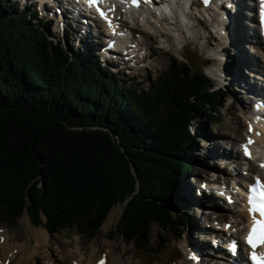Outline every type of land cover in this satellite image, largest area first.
Listing matches in <instances>:
<instances>
[{
    "label": "trees",
    "instance_id": "trees-1",
    "mask_svg": "<svg viewBox=\"0 0 264 264\" xmlns=\"http://www.w3.org/2000/svg\"><path fill=\"white\" fill-rule=\"evenodd\" d=\"M33 21L0 0V223L26 212L50 235H95L122 204L121 237L152 251L153 224L177 232L191 223L179 188L194 170L188 127L217 123L223 88L174 58L146 89L122 85L91 52Z\"/></svg>",
    "mask_w": 264,
    "mask_h": 264
},
{
    "label": "rangeland",
    "instance_id": "rangeland-1",
    "mask_svg": "<svg viewBox=\"0 0 264 264\" xmlns=\"http://www.w3.org/2000/svg\"><path fill=\"white\" fill-rule=\"evenodd\" d=\"M10 1L11 3L18 1L19 4L17 6L19 10H24L26 8L23 6L22 0ZM26 4L27 9L25 11L30 13L38 11L39 13L37 16L40 15V10H43L41 9L42 5L39 6L33 3V5L30 6L31 4L29 2H26ZM43 7L46 8V6ZM47 10L49 11L50 9ZM47 16L49 17L50 15ZM194 17L195 20H197V23H193V20L190 21L195 25V29L193 28L194 26L191 27L193 29H190V33H188L190 30L185 34L183 32L181 34L180 31L174 32L176 36L177 33H179L177 37L180 38V42H175V38L171 37L170 34H168L167 40L164 38L163 35L165 31L163 30L162 21H154L153 25L150 26L152 28L151 31L142 26L135 25L133 28L137 29V31L133 33L132 37L136 43H141L139 47L136 46L138 51L140 49L141 51L139 52L140 54L135 53L134 55L140 57L126 65L117 64L115 67L111 66L109 63L103 65V63L99 61L100 69H103L104 66L107 67L105 72H111L110 75L114 74L118 80H121V83H123L122 85H125L123 82V80H125L128 84H138L139 89H146L149 82H155L167 73L168 69L173 65L172 58H174L178 63L186 60L193 70L201 68L202 73L212 78L213 82H215L214 79H216V72L220 74L218 75L220 76L218 78H221L223 74H228V72L233 70V68L227 66L228 62L227 64L224 63L225 58L230 57L234 62V67L236 59L238 58V53L232 52L230 44L228 45L225 42L220 41L214 33V30L211 28L212 25L204 19L206 16L198 15L199 18H197L195 15ZM38 21L45 20L38 18L33 22L37 23ZM170 21L173 24V20ZM129 26H131V24ZM72 28L73 27H69L70 30ZM177 29L182 31V29ZM140 30L144 33H140ZM50 32L54 39H60L67 48L71 44L74 47V52H88V49L83 47V44L77 43V41L80 43L88 42L86 38L75 37L73 33L74 40L68 38V36L63 35L61 29H59L54 22L52 26L50 24ZM157 32L160 33L157 34ZM91 33H94V31ZM245 34L249 36L248 31ZM145 35L152 36V39L148 40ZM213 35L218 39H215ZM213 38L215 40H212ZM142 40L145 41L143 46ZM250 46L251 45L242 43L240 46H237V48L241 50V52L243 49V53L246 52L245 54H247L250 61H255L257 60V56L255 52H252L253 47ZM148 47H150L151 50H149ZM220 48H224L225 51L219 53ZM249 50L251 51V54L248 53ZM215 56L221 58V60L216 61L214 59ZM255 63H258V61H255ZM226 74L225 76L229 79V74ZM231 75H234L233 72ZM247 79L248 78L245 75L244 80ZM214 85L216 88L221 87L224 90L221 104L215 109V114L219 119L217 123H215L208 122L204 117H200L201 122L199 124H196L195 121L188 127L189 132H194L196 136L191 152L195 161H188L194 165V170H191L188 175L182 177L181 182L179 183L180 190H182L185 185H190L192 192H195V190H197V187L194 185L196 183L195 181L204 179V177H211L213 174H216L221 180L228 177L230 179L229 181L233 182L235 180L232 179L233 177L228 176L230 175V171L224 167V162L214 163L208 161L204 158L203 153L206 152L208 154L207 150L213 148L214 145L223 151L225 148L229 149V147L232 146V139L228 138V134H232L233 136L237 135L239 139L242 138V135L244 136L246 132L245 120L247 121L249 118V115L245 113L248 111L246 105L247 100L242 94L238 93L236 89L239 88L234 87L232 84H230V86L227 82L223 83L220 79V82L217 81ZM239 179H242L240 174L239 177L237 176L238 181ZM230 186L233 187V185ZM188 196L189 195L183 194L185 200L184 205L187 204L184 211L187 213L189 205L191 206L190 208H192V210L188 211V217L191 220V223L189 225L187 224L183 230L180 229V231L177 232L163 231L156 224H153L150 238V248L152 251L148 252L138 251L132 243H127L123 240L117 228L120 216H117L110 227L104 229L108 218L113 212H115L112 210L119 207L120 212L122 213V204H116L110 210L106 220L95 235H91L87 232L80 233L76 229H68L50 235L43 226L33 225L30 222L27 213L24 212L14 224L0 223V237L6 234L8 238L7 246H12L10 249V256H7V258L4 257L2 245L0 246V260H2L0 264L3 262V264H7V262L8 264H62L66 259L65 255H69L70 253L71 256L67 258V262L64 264H76V260H78L77 256H79L83 262L96 248H100V251L109 248L115 256L121 258L123 261L129 262L130 264H190L191 261L193 262L192 264H201L202 261L199 258L192 257V260H190L191 250L187 248V244H189V242H195L199 245L207 244L205 246L210 248L208 242L204 240L205 238H208L207 235H213V233H215V230L208 228L210 218L212 216L221 217L223 214L225 215V218L222 223L239 221L238 213H240V210L238 207L234 208L236 211V215H234L231 209L225 210L223 203L219 202L224 209L219 214H213V212H207L205 209L201 210L202 208H199V203L202 201L196 199L195 194L192 195L193 200L191 202L187 200ZM123 204L125 205L126 203L124 202ZM183 214L185 213L183 212ZM41 219L44 224L45 218L42 216ZM27 228H30L32 231H40L41 229H44L47 234L45 243H43V245L35 244L31 239ZM161 239H163L162 242H164V244L161 251L157 252V248L160 244L159 241ZM189 248L192 249L191 246H189ZM76 251L77 253L74 255L73 253ZM99 253L103 254L98 252L95 259L100 256ZM187 257L190 259L188 260Z\"/></svg>",
    "mask_w": 264,
    "mask_h": 264
},
{
    "label": "bare ground",
    "instance_id": "bare-ground-1",
    "mask_svg": "<svg viewBox=\"0 0 264 264\" xmlns=\"http://www.w3.org/2000/svg\"><path fill=\"white\" fill-rule=\"evenodd\" d=\"M61 1L62 0L58 1V4L60 5V7H63L62 3H60ZM182 3H183V0H181L180 2H176L175 0H173L172 3H170V1L167 0L162 4V8H159L158 11L152 16V18H148V19L143 18V13L132 14L133 11L131 9H129L128 6L126 7L124 3H121V5H122L121 9H123V11H125V13H123V17L126 18V20H125V23H123V26L121 28L122 30L119 33H120V35L126 36V39L128 41V43H127L128 50H130V52L128 54L133 55V54H135V52L139 53L141 51L140 48H139L140 49L139 51L137 49H135V47L136 46L139 47V45L141 43L139 44V43L131 42L130 36H129V34L134 33V31H137L135 28H133L135 25L142 26L143 28H147L148 30L151 31L152 28L150 26L153 25V22L154 21L158 22L161 20L163 22V30L165 31L164 35L162 34L164 36V38L167 40L168 34H170L171 37L175 38L174 39L175 42L179 41L180 38L177 37L179 33H177V36H176L174 32L180 31L181 34H182V32L185 34V33H187V31L190 30L189 29L190 27L188 24L193 25L192 22H190V21L193 20V23H196V20L194 17L195 15H193L194 13H192V15H186L185 13H182V11L180 10L182 7ZM171 5H172V7H171ZM194 8H195L194 12H196L200 16H203L200 11H196V9L198 8L197 4H195ZM171 9H172V11L177 12V15H179L180 20H177L176 17L171 16V15H162V11L169 12ZM67 11H70V10H64V12H67ZM221 11L227 16V19L222 20L224 30L221 32V35L219 34L220 21L215 20L216 15L214 13L212 15H208L207 18L205 17L206 19L205 18L204 19L207 20V22L211 21V25H212L211 28L214 30V33L216 35H218L220 41H223L228 45L230 44L232 52L238 53V58L236 59V64L234 65L233 71H232L234 75H228L229 79H227L225 74H223L221 76V78L218 79V81L220 82V79H221V81L223 83L227 82L229 85L232 84L234 87L239 88L236 90L238 91V93L242 94L246 98L247 108H248V110H251L252 99L255 98V93L257 92V90H256L257 84L255 85L254 76H252L251 74L253 73V71L257 72L258 70H260V71L262 70L261 63L258 60V63H255V65L252 64L253 62L250 61L247 54H245L246 52L243 53V49L241 52V50H239L237 48V46H240L242 43H244L246 45H248V44L254 45V47L252 48V50H253L252 52H255L256 56H257L258 52L262 51V47H260V45H261L260 42L257 41L256 38H254L252 35L253 29H252L251 24L253 22V19L251 17H248L246 0H223V2L221 4ZM70 12L71 13L69 14V21L68 22H70L69 27H73L71 29V33H73L75 35V37L86 38V40L88 42H85V43H94L95 44V41L97 38L96 29H94V33H91L92 32L91 29H89L88 26H86V23L84 21V17H82L77 12H72V11H70ZM205 14H208V13L205 12ZM170 20H173V24L171 23ZM130 24H131V26H129ZM113 27L115 28V26H113ZM118 27L119 26H117V28ZM65 28L67 29V27H64V29ZM172 28H174V29H172ZM177 28L182 29V31L178 30ZM247 31L249 32V36H247V34H245ZM104 32L106 33L105 30H104ZM190 32H191V30L188 33H190ZM217 32H218V34H217ZM140 33H144V32L142 30H140ZM158 33H160V32H157V34ZM145 37H147L148 40L152 39V36H146L145 35ZM213 37L217 38L214 35H213ZM249 39H251L252 41ZM212 40H215V39H212ZM144 43H145V41L142 40V46L144 45ZM133 44H135L136 46H134ZM148 49L151 50L150 47H148ZM224 51H225L224 48H220L219 53H222ZM248 53L251 54V51L249 50ZM217 56H215L214 59L216 61L221 60V58H218ZM139 57H136V58H139ZM228 58L230 59V57L225 58L224 63L227 64ZM122 63H124V65H126L129 62L122 61ZM200 70H201V68H200ZM245 75L248 78L247 80H244ZM257 102H259L262 105V108L264 111V100H263V98L262 97H261V99L258 98ZM245 124H246V134H247L245 137V140H244L243 135H242V138H241L242 140H241V139H239V137L237 135L233 136L232 134H228V138L232 139V140L230 139L232 142L231 148L235 147L237 143H242L243 141L244 142L242 144L245 145L244 143H247L249 141V139H251L253 142L255 141V144L253 146V154L252 155H256L259 147L261 146L262 135H261L260 131L258 130V128L256 127V124L253 121H251V122L246 121ZM249 126H251V129H252L251 132L249 131ZM220 147H221V145H220ZM225 149H227V148H225ZM225 149L223 151V150L219 149V147L217 148V146L214 145L213 148L207 150L208 154L206 152H204L203 156L208 161H212L214 163L224 162L225 166L226 165L230 166L231 163L233 162V160L237 159V157L240 156L241 152L239 151V152L229 154L225 151ZM241 149H242V160H244L243 159V147H242V145H241ZM263 153H264V143L262 144V148H261V154H263ZM251 159H253L254 163L249 162V169H250L249 171L252 174H254L255 176L256 175H263L264 176V167H261V165L264 164V159H263L262 163H259V160L257 157L255 158L254 156H251ZM239 168H240V166H238V169ZM239 174H240V177H241V175H243L241 171L238 172V175ZM242 179H243L242 180V182H243L245 178L242 177ZM252 179H254V176L252 177ZM229 180H230L229 177L226 179L223 178L222 179L223 185H228ZM214 181H216V182L220 181V178L215 177ZM242 182H240V183L242 184ZM199 189H201V188H199ZM221 189L224 190V186H222ZM180 191L184 195H189L188 199H187L189 202H191L193 200L192 195L195 194V198L202 201L201 203H199V208H202L201 210H204L205 208H207L209 206H211L215 210H220L221 208H223V207H221V205L219 203V202H224V200L222 198L220 199V201L218 203L215 202L213 204H208L205 201V198H206V200L208 199L207 196L203 197V194H199L196 191L192 192L190 185H185L184 188ZM226 191H232V189L229 190V188L227 187ZM223 197H225V196H223ZM190 207L191 206L189 205V211L192 210V208H190ZM112 211H115V212H113L110 215V217L108 218L107 224L105 225L104 229L106 227H110L112 222L117 218V216H120L121 212H120L119 207L112 210ZM238 214H239V219H240L239 221H231L230 223H224L221 227H219V229H216L215 231L220 230V231H222L221 232L222 234L224 231V235H230L235 239L243 238L242 236L244 235V227H241V226L242 225L244 226V224L246 222H249L250 218L244 212H240ZM224 218H225V215L222 214L221 219H224ZM226 225L230 226V227H226ZM27 230L29 231V235H30L31 239L35 242V244L43 245V243H45L47 234H46V231L44 229H41L40 231H36V230L32 231V230H30V228H27ZM7 242H8V238H7L6 234H4L2 237H0V246L2 245V250H3V254H4L5 258H7V256L8 257L10 256V249L12 247V246H7ZM103 242L106 243L105 241H103ZM205 245H207V244H205ZM205 245H199L195 242H189V244H187V248L189 250H191V254H190L191 260H192V257H196L202 261L201 264H210L209 260L211 259L210 258L211 257V251ZM189 246H191L192 249H190ZM98 252H101L103 254L99 253L100 256L97 259H95ZM212 252L217 253L221 257H223V254H222L221 250H219V249H218V251L213 249ZM76 253H77V251L74 252L73 254L75 255ZM193 254H194V256H193ZM70 256H71V253L69 255L66 254L65 255L66 259L63 261L62 264L66 263L67 258ZM77 257H78V260H76V264H95L96 262H99L102 259L105 261V264H128L129 263V262L123 261V260H121V258L115 256L114 253L109 248L104 249L103 251H100V248L94 249L93 252L90 254V256L83 262L81 261L79 256H77ZM189 259L190 258H188V260ZM192 263L193 262L191 261L190 264H192Z\"/></svg>",
    "mask_w": 264,
    "mask_h": 264
},
{
    "label": "snow or ice",
    "instance_id": "snow-or-ice-1",
    "mask_svg": "<svg viewBox=\"0 0 264 264\" xmlns=\"http://www.w3.org/2000/svg\"><path fill=\"white\" fill-rule=\"evenodd\" d=\"M87 2L92 5H98L102 0H87ZM132 4L134 6H138L139 0H131ZM262 4H264V0H261ZM97 10L101 16V18L105 19L107 21V15L102 10L97 7ZM109 26L111 27V21H107ZM115 34V32H114ZM249 131L251 132V126H249ZM253 143L251 139H249L248 143L245 145H242L244 149L245 156L249 157L251 156V153L249 152L248 145ZM261 167H264V164L261 165ZM250 192L252 195L248 196V204H249V213L252 216V226L245 237V241L249 244L250 247L253 249L257 246V243L264 245V184H262L259 179L256 180L255 186L250 187ZM258 198V202H257ZM259 213V219L256 218V214ZM226 227H230L227 226ZM252 259L253 261H260V264H264V254H261V256L258 258L255 254V252L252 253ZM98 264H105V261L102 259L98 262Z\"/></svg>",
    "mask_w": 264,
    "mask_h": 264
},
{
    "label": "water",
    "instance_id": "water-1",
    "mask_svg": "<svg viewBox=\"0 0 264 264\" xmlns=\"http://www.w3.org/2000/svg\"><path fill=\"white\" fill-rule=\"evenodd\" d=\"M125 203H127V201Z\"/></svg>",
    "mask_w": 264,
    "mask_h": 264
}]
</instances>
